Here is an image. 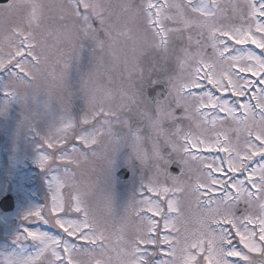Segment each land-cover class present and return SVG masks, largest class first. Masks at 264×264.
I'll return each instance as SVG.
<instances>
[{"label":"snow or ice","instance_id":"snow-or-ice-1","mask_svg":"<svg viewBox=\"0 0 264 264\" xmlns=\"http://www.w3.org/2000/svg\"><path fill=\"white\" fill-rule=\"evenodd\" d=\"M49 7L38 0L0 3V132L10 141L11 177L0 184V226L6 243L0 264H36L46 253L51 255L49 264H74L72 254L77 251L103 253L110 239L108 221L115 222L121 207L125 213L131 207L137 224L123 250L125 264H174L181 242L178 193L184 191L182 177L193 162L200 165L202 178L192 186V194L208 215L198 233L191 239L184 236L181 264H264V0L233 6L245 22L240 27L211 22L220 7L217 0L179 5L141 0L122 7L131 19L142 16V23L115 37L104 6L94 0L55 5L54 27L44 24ZM172 8L175 14L168 11ZM169 21L183 27H172ZM193 28L199 29L196 51ZM101 34L108 41L132 44L131 56L124 61L130 65V90L121 92L117 108L96 102L88 88V66L105 47ZM205 34L220 72L217 61L205 59ZM58 35L67 36L70 44L58 50L59 70L48 64V39ZM249 44L259 54L247 48ZM41 73L48 80L46 92L37 87ZM81 93L89 97V110L56 120L53 104L72 106ZM229 121L237 125V133L243 131L242 144L239 135L233 144L226 134L210 141L192 131ZM105 139L112 147L105 151L100 178L77 180L82 167L99 156ZM148 141L151 151L141 154L138 145ZM129 143L132 153L125 151ZM206 153L217 155L210 160ZM148 160L155 177L146 181L138 174L137 162L142 169ZM29 162L46 186L42 206L33 204L26 190L31 177L20 174ZM122 169L131 173L125 193L119 190ZM127 223V215L122 216L121 231ZM29 241L35 256L27 253ZM157 256L165 258L154 259ZM95 264L104 262L97 259Z\"/></svg>","mask_w":264,"mask_h":264},{"label":"rangeland","instance_id":"rangeland-1","mask_svg":"<svg viewBox=\"0 0 264 264\" xmlns=\"http://www.w3.org/2000/svg\"><path fill=\"white\" fill-rule=\"evenodd\" d=\"M38 2L46 6H52L49 7L45 13L44 24L50 27H54L53 19L56 16V9L54 6L60 3H64L66 2V0H38ZM94 2H98L104 6L106 10L105 15L107 23L109 25V30L112 32L114 37L119 31H127L128 28L136 29L142 23V16H136L135 19H131L129 13L125 12L124 8L122 7L123 5H138L141 0H94ZM112 2L113 6L110 7V4ZM164 2L165 0H160V3ZM194 2H197V0H194ZM205 2H208V0H205ZM245 2L246 0H217V3L220 7L216 10L217 15L211 22L215 23L218 26H242L245 22L239 18V13L233 10V6L239 5L240 8H243ZM167 3L179 5L186 3V0H167ZM168 11L173 14L176 13L175 8H172ZM187 14L189 16L191 15L190 12H187ZM2 17L3 13H0V18ZM12 19H17L15 14H13ZM168 23L172 27H183V25L180 23L173 24L170 21ZM0 31H2V28H0ZM192 33V50L196 51L197 46L195 44V38L199 34V29L193 28ZM101 38L105 39V52L104 54L102 53L96 56L93 59L92 63L88 66L92 71V78L90 83L88 84V88L91 90V95L95 97L96 102H103L106 106L111 105L113 108H117L122 103L121 92L124 90H130L129 85L131 83V80L129 79V73L127 70L130 65H126L124 61L126 55L128 57L131 56L132 44L131 41L126 42L123 39L108 41L107 38L103 36V34H101ZM202 43L204 44L203 53L205 54V59L209 62L217 61V58L212 56V48L210 46V41L207 40L206 34L202 38ZM48 44L50 47L48 64L50 67H56L57 70H59V66L56 63L59 56L58 50L67 49L70 46L69 38L65 35L52 36L49 37ZM110 44L111 47L109 46ZM2 46L3 40L2 37H0V47ZM240 47V45L234 46V48L237 49ZM246 47L256 51L258 54L260 52L259 49H255V47L251 44L247 45ZM221 70V65H219L217 61L216 71L220 72ZM176 75L177 77L181 76V71L179 69H177ZM251 79H255V77H251ZM47 85V77L43 73H41L40 79H38L37 81V87L46 92ZM43 98L48 99L46 95ZM253 103H255V101H253ZM53 110L56 120H59L61 116L67 117L68 115L78 117L82 115L84 111L89 110V97L85 93H81L80 98L75 100L72 106H69L67 102H65L64 104L56 102L53 104ZM257 119H259L258 116ZM164 127L165 129H167L168 125L165 124ZM183 127L185 128V130H187L188 122H185ZM236 128L237 125L229 121L223 122V126L218 123L215 128H213L211 125H205L202 129L193 127L192 131L198 134L202 133L204 138L210 141H215L217 134H221V138L223 137V134H226L233 144L236 143V137L237 135H239L240 142L242 144L244 133L242 130L240 133H237L235 131ZM111 147L112 146L108 143L107 139H105L98 149L99 156L97 158H92L93 162L90 165H85L82 167V169L77 173V180L87 181L89 178H91L92 180H97L98 178H100L101 171L104 167L103 157L105 155V151L107 150L110 152ZM9 148V138L5 137L2 132H0V184L11 180V177L8 176L10 158ZM151 148V141L138 145V149L140 150L141 154H143L145 151L150 152ZM125 151L128 153H132L133 149L131 143L128 144V146L125 148ZM205 155H207L211 160L217 154L206 153ZM219 155L223 156L225 154L220 153ZM93 168L95 169V171H93ZM137 171L138 174L144 176L146 181L150 178L155 177V171L152 168L151 160L146 161L142 169L139 167V164L137 162ZM20 174H27L31 177V180L25 185L26 190L30 195L31 202L38 206H42L45 202L46 186L43 185L42 181L40 180L35 166L31 165L29 162V164L24 165L20 169ZM201 178L200 165L194 162L188 166L185 176L182 177V186L184 188V191L178 193L180 197L181 210L178 226L181 229V232L179 233L181 242L177 247L174 264H181L180 257L182 255L184 236L187 235L188 238L191 239L194 234L198 233L201 230V220L208 215L204 207L198 203L197 197L192 194V186L197 182L198 179ZM159 180L161 183H164L163 176H160ZM126 182L127 181L122 182L120 185L119 190L121 191V193H125ZM169 183H171V181H169ZM65 194H67V190H65ZM126 195L128 197L131 196L130 185L128 186ZM136 207H139V205H136ZM253 211L258 212L259 209L254 208ZM124 215H127L128 223L126 226H124V230L121 231V217ZM135 221L136 216L131 207L128 208L127 213H125L124 208L121 207L119 209V213L115 219V222L113 223L112 220L108 221L110 239L107 242L106 251H104L103 253H101L99 249H96L95 252L77 251L72 254L74 264H95V261L97 259L103 261L104 264H125V261L128 259V257L124 255L123 250L127 247V241H130L135 235V229L137 227ZM35 226L36 225L34 224L33 227ZM41 230H43V226H41ZM4 235L5 234L3 227L0 226V251H2L6 247ZM8 245H10V241H8ZM84 246L90 247L89 245ZM26 248L29 255H36L35 246L32 245L30 241L26 242ZM249 255L254 259H260V257L256 254ZM162 258L165 257H154V259ZM2 259L3 256L0 255V260ZM50 259V253H46L44 256H41L39 260H37L36 264H49ZM167 259H173V257H167ZM241 264H244V262L241 261Z\"/></svg>","mask_w":264,"mask_h":264},{"label":"water","instance_id":"water-1","mask_svg":"<svg viewBox=\"0 0 264 264\" xmlns=\"http://www.w3.org/2000/svg\"><path fill=\"white\" fill-rule=\"evenodd\" d=\"M6 2H7V0H0V3H6ZM119 175H120V178H121V181L122 182L123 181H127L129 179V177H130V173L126 169L121 170V172L119 173ZM13 210H15L14 200H13Z\"/></svg>","mask_w":264,"mask_h":264},{"label":"trees","instance_id":"trees-1","mask_svg":"<svg viewBox=\"0 0 264 264\" xmlns=\"http://www.w3.org/2000/svg\"><path fill=\"white\" fill-rule=\"evenodd\" d=\"M113 6V2L110 4V7H112ZM106 47V46H105ZM104 52H105V48H104V50L103 51H99L98 50V52H97V55L96 56H98V55H100V54H104Z\"/></svg>","mask_w":264,"mask_h":264},{"label":"flooded vegetation","instance_id":"flooded-vegetation-1","mask_svg":"<svg viewBox=\"0 0 264 264\" xmlns=\"http://www.w3.org/2000/svg\"><path fill=\"white\" fill-rule=\"evenodd\" d=\"M145 128H146V122H145ZM167 149H164V151H166ZM130 177H131V173H130ZM15 201V200H14Z\"/></svg>","mask_w":264,"mask_h":264}]
</instances>
